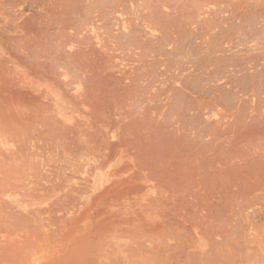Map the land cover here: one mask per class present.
<instances>
[{
  "label": "bare ground",
  "instance_id": "obj_1",
  "mask_svg": "<svg viewBox=\"0 0 264 264\" xmlns=\"http://www.w3.org/2000/svg\"><path fill=\"white\" fill-rule=\"evenodd\" d=\"M0 139L15 264H264V0H0Z\"/></svg>",
  "mask_w": 264,
  "mask_h": 264
},
{
  "label": "rangeland",
  "instance_id": "obj_2",
  "mask_svg": "<svg viewBox=\"0 0 264 264\" xmlns=\"http://www.w3.org/2000/svg\"><path fill=\"white\" fill-rule=\"evenodd\" d=\"M1 141L0 139V264H15L16 244L20 232L18 229L23 230L26 227L21 225L26 226L30 221L28 214L34 194L31 184L34 178L29 169L21 176L16 168L18 161L12 152L15 146ZM26 216L27 221L24 220Z\"/></svg>",
  "mask_w": 264,
  "mask_h": 264
}]
</instances>
